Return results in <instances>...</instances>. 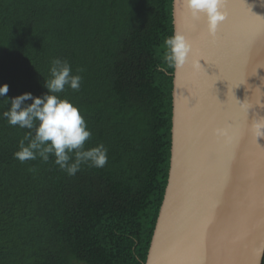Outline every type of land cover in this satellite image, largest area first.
<instances>
[{
  "label": "trees",
  "instance_id": "obj_1",
  "mask_svg": "<svg viewBox=\"0 0 264 264\" xmlns=\"http://www.w3.org/2000/svg\"><path fill=\"white\" fill-rule=\"evenodd\" d=\"M172 13L173 0H0L8 98L42 97L51 61L67 60L81 86L57 95L86 121L85 149H108L103 168L74 176L53 156L21 163L29 130L0 100V264H145L170 170Z\"/></svg>",
  "mask_w": 264,
  "mask_h": 264
},
{
  "label": "water",
  "instance_id": "obj_2",
  "mask_svg": "<svg viewBox=\"0 0 264 264\" xmlns=\"http://www.w3.org/2000/svg\"><path fill=\"white\" fill-rule=\"evenodd\" d=\"M257 4L264 0H232L231 3L235 6L233 8V14L236 18L226 19L225 29L220 36L223 40H219L218 48L215 49V41L211 42L210 38H206V35H202L205 30L202 24H198L193 27V23L188 13H185L182 7V2H176L173 0V30L183 32L189 40L193 43V48L199 47L202 51L196 52L194 50L193 55H190L189 62L186 64L187 70L192 71L193 76L191 78L201 77L202 73L193 71L190 67L191 63L202 59L204 56L212 62L231 63L236 60L237 65H234L241 73H244L243 83L231 84L232 91L225 87L220 88L219 99H213L212 111L214 115L218 116V119L214 121L212 116L204 117L198 113L195 115L191 125H197L194 133H190L192 129H189L188 134L193 136V139L184 147V139L181 144L177 138L180 134L185 133L179 132L180 126L187 124L188 119L184 117L187 114L190 105L188 102H182L180 100L183 91L181 82L177 83L178 69L174 70L173 75V89H172V130H171V159H170V170L168 176V185L165 190L164 199L159 211L155 230L151 239L150 247L148 250L145 264H256L258 255L264 252V156L263 143L256 144L253 141L256 139L250 131L249 124L256 117H264V66L261 79V83H255L257 77H252L249 71L257 60L261 64L264 63V16L263 10L258 18H253L251 15L253 9ZM253 8V9H252ZM252 9V10H251ZM228 16V15H227ZM202 27V32H200ZM244 43L249 52L254 53L252 56V62L247 63L245 56L240 59L239 54H233V50L238 49ZM255 49V51H254ZM206 50V51H204ZM237 51V50H236ZM196 52V54H195ZM242 55V54H240ZM248 56V55H247ZM249 57V56H248ZM222 62V63H221ZM258 64V65H261ZM252 65V66H251ZM229 74L227 70H219V73ZM191 74V75H192ZM216 74V75H217ZM209 79V78H208ZM211 80V78L209 79ZM198 90L200 91L202 86L197 84ZM239 86V87H238ZM189 92V91H188ZM233 92V93H232ZM231 94L236 97L231 98ZM188 98V97H187ZM185 104V105H184ZM210 105V104H209ZM201 107V106H200ZM199 107V108H200ZM203 112V111H202ZM203 114V115H204ZM183 117V118H182ZM178 118H182L178 121ZM196 118H200L196 120ZM202 118V119H201ZM217 127H228L231 130L232 139L230 142L225 143L222 139H218L213 135V129ZM181 130V129H180ZM202 130L203 133L198 135L197 132ZM204 131L206 133H204ZM212 131V133H210ZM187 134V135H188ZM212 142V145H221L224 150L227 147V154L219 159L217 168L219 169L220 175L224 179H230L233 173L231 169L236 165H240L243 162L249 163L255 159L254 157H248L249 151H254V154L259 155L256 165L261 169L259 177V199L256 203L257 206H261V211L258 216L257 225L253 234V237H248L245 240L243 237H237L236 241H230L228 244L224 243L223 248L217 243L218 240L213 237L198 236L202 232L205 234V229L200 231L197 227V235L189 237L188 240H179V228L183 225L184 220L187 222V218L191 214L200 213H211L217 218L218 214L214 210L211 203L199 206L197 210L191 207V204L186 202L187 191H182L186 183H177L180 178L177 172L181 169L182 173H190V167H187L188 162L199 164L202 161L201 154L206 147L208 148V141ZM261 142H263L261 140ZM229 144L231 145L230 147ZM181 147V148H180ZM186 150V151H185ZM186 152V153H184ZM236 152H239L236 154ZM242 152V153H241ZM186 154V155H185ZM204 170L197 173L198 178L202 177L205 173V169H209L207 162L201 165ZM208 171V170H207ZM230 175V176H229ZM228 176V177H227ZM179 185L180 188H177ZM255 191V190H254ZM182 200L184 201L182 203ZM255 201L249 203L250 209H254ZM202 225V224H201ZM199 225V228L201 227ZM203 226V225H202ZM181 234V233H180ZM233 247V249L231 248ZM222 248V250H221ZM264 253L261 255L260 264H262Z\"/></svg>",
  "mask_w": 264,
  "mask_h": 264
},
{
  "label": "bare ground",
  "instance_id": "obj_3",
  "mask_svg": "<svg viewBox=\"0 0 264 264\" xmlns=\"http://www.w3.org/2000/svg\"><path fill=\"white\" fill-rule=\"evenodd\" d=\"M178 1H180V3L182 2V7L184 8L185 13H188L184 4V0H176V2ZM231 1L232 0H225L224 4V11L228 15V19L236 18L234 16H231L233 14L232 7L235 6V4H232ZM253 5L257 6V8L255 9L252 8L253 11L251 15L253 16V18H257V14L259 18L262 14V10L264 16L263 2H259L258 4L256 2L253 3ZM199 23L204 26L203 29L205 30V32H203L202 35H206V24H204L203 20H201ZM224 30H226L225 22L220 24L218 27L217 37L215 40V49L218 48L219 40H223V37L220 36V34H222L221 32H223ZM200 32H202V27H200ZM194 50L198 52L202 51L203 49L196 47ZM233 52H235L233 54H239L240 59L245 56L248 64H250V62H252L253 60L252 56L250 55L252 54L254 56V53L249 52L244 43H241L240 47L233 50ZM202 59L205 60L200 61L202 68L197 70L198 74H200V72L202 73L201 77H198L196 74V78H191L193 74L191 73L192 71L188 72L187 66L178 69L177 72V83L181 82V85H183L182 87H186V89L183 91V95H181L180 100H182V102H185V104L187 102L188 104H191H189L190 106L188 108L187 114L184 115V117L188 119V122L183 127L180 126L181 130H178L179 132L184 131L185 133H179V136H177L180 144L184 139L185 143L183 144L185 148L187 144L193 139V134H188L189 129H192L190 133H194V130L197 126L194 125L195 123L193 124V126L191 125L193 119L195 118V115L199 113L201 117L212 116V119L216 121L218 119V116L214 115L213 112L206 114L204 113L208 110L212 111V109L210 108L212 106L211 104L214 102L213 99H219L221 92L219 91L220 88L225 87L226 89H230V91H232V87H230V85L234 83L241 84L243 83L244 79V73H241L234 67V65H237L236 60L233 61V64L222 62V64H220L219 62H212L213 59L209 61L206 56H204ZM198 60H200V58ZM258 64H261L259 60H257L253 66L251 65L252 69L249 71V73L252 74V77H257L255 83H261L259 79H261L264 66V63L261 65ZM219 70H227L229 74H217L219 73ZM208 78H211V80H209ZM197 84H200L202 86V88L200 89L201 92L198 93V88H196L198 87ZM230 96L231 98L236 97L234 94H231ZM180 119L178 118V121ZM199 119L200 118H196V120ZM202 133V130H200L199 133L197 132L198 135ZM204 133L206 132L204 131ZM210 133H212V131H210ZM261 140L263 142H261ZM253 143L260 145L261 143H263V145L261 146L264 149V138H259L257 139V141L255 139ZM230 146L231 145L229 144L228 147ZM225 149L226 150L222 152L224 148L221 145H212V142L209 139L208 148L206 147V150L204 149V151L200 153L203 162L196 164L195 166L192 161L188 162L189 165H187V167H190L191 165V171L188 174L187 172L182 173L183 169H181L180 174L179 172H177L180 178L179 182L177 183H186L185 187L182 190L187 191L186 202L189 201L191 207L195 208V210L199 209V206L206 204V202H209L212 204L214 210L218 214L217 218H215L216 216L211 213L199 214L197 212V214H191L190 217L187 218V222L186 220H184V224L181 225V228L178 229L179 240L181 241H184V239L188 240L190 236L193 237L194 235H197V229H195L196 227L200 231L206 228L205 234L201 232L198 236L205 237L204 240L208 239V237H213L214 239L218 240L217 243L220 244L222 248L224 243L228 244L230 241L234 242L236 241L237 237H243L245 240H247L248 237H253L258 221L257 219L261 211V206L256 205L259 199L258 183L260 181V171H262L256 165V161L259 155H257L258 153L253 155V152H255V150L249 151L250 153H247V156L254 157L255 159H253V161H250L249 163L243 162L239 166L234 162V167L230 171L233 174L231 177L227 176L230 179L225 180L224 177L220 175L219 169L217 168L218 160L222 159L227 154V151H229L227 150V147H225ZM238 153L239 152H236V154ZM262 155L264 156V150ZM206 162L209 169H207L208 171L205 169V173L202 174V177L198 178L197 173L204 170L201 165ZM177 188H180L179 185H177ZM254 201V209H250L248 204ZM183 202L184 201L182 200V203ZM199 225H201L200 228ZM231 248L233 249V247Z\"/></svg>",
  "mask_w": 264,
  "mask_h": 264
},
{
  "label": "clouds",
  "instance_id": "obj_4",
  "mask_svg": "<svg viewBox=\"0 0 264 264\" xmlns=\"http://www.w3.org/2000/svg\"><path fill=\"white\" fill-rule=\"evenodd\" d=\"M185 7L193 23V27L203 20L206 24V38L214 42L220 24L226 21L224 11L225 0H184ZM163 59L169 68L181 69L189 62L193 55V43L181 31L165 38ZM196 54V52H195ZM194 61L190 67L193 71L202 68L200 61ZM159 70H164L157 66ZM77 71H83L78 69ZM50 79L45 82L47 93L42 97H34L32 93L8 98L9 86L0 85V100H6L8 110L3 112V118L10 126L27 129L19 150L14 158L21 163L41 158L48 162L53 156L54 163L74 176L82 165L103 168L108 162V149L100 144L91 149H85V143L90 139L86 121L79 109L67 99H60L57 95L65 91L66 87L79 91L82 77L72 75L71 65L67 60L53 59L49 68ZM31 101V103H27ZM251 134L257 139L264 138V117H256L249 124ZM213 135L228 143L232 139L228 127L213 129ZM27 141V143H25ZM261 252L256 260L260 264Z\"/></svg>",
  "mask_w": 264,
  "mask_h": 264
},
{
  "label": "rangeland",
  "instance_id": "obj_5",
  "mask_svg": "<svg viewBox=\"0 0 264 264\" xmlns=\"http://www.w3.org/2000/svg\"><path fill=\"white\" fill-rule=\"evenodd\" d=\"M199 92H201V90Z\"/></svg>",
  "mask_w": 264,
  "mask_h": 264
}]
</instances>
